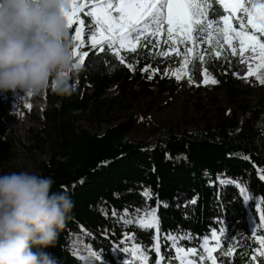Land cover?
<instances>
[{
	"label": "trees",
	"instance_id": "1",
	"mask_svg": "<svg viewBox=\"0 0 264 264\" xmlns=\"http://www.w3.org/2000/svg\"><path fill=\"white\" fill-rule=\"evenodd\" d=\"M80 18L85 20L86 41L81 51L89 55L79 71L69 72L67 81L72 89L69 94L53 91L52 80L56 74L50 78L43 119H36L41 125L37 136L45 156L27 148L36 174L52 177V190L66 192L74 202L54 245L45 251L56 258L57 264H84L71 250V234L78 233L87 249L96 251L101 264H130L121 250L125 234L150 250L155 231L125 227L111 213L150 206L157 209L160 220L165 264L175 255L170 242L163 239L166 234L191 236L193 239L184 240L183 246L199 248L197 241L224 226L225 236L231 235V242L240 245L236 249L235 264H246L253 249L258 247L250 233L253 225L248 211L257 224L260 212L254 203L245 202L235 182H242L257 200L264 199V180L258 171L264 169V106L252 107L242 102L245 93L236 87L239 80L235 56L229 50L219 59L206 56L201 62V67L224 88L225 106L218 107L212 118L205 119L193 131H177L144 110L125 118H105L102 111L108 112L115 102L126 101L136 106L141 97L152 95V85L158 93L167 89L176 92L180 86L190 89L191 85L187 77L176 84L163 76L164 70L175 64L173 54L158 62L157 57H148L145 48L138 49L137 53L127 52L124 60L133 65L130 69L109 51L99 53L98 49H91L87 45L91 19L83 12ZM76 26L70 30L72 34ZM199 64L188 67L191 79L200 69ZM153 65L158 66L161 75L155 80L149 79L148 71H142ZM247 80L249 87L256 85L252 77ZM110 87L115 94L107 96ZM255 88L261 90L259 94L264 99V85ZM4 117L10 119L0 95V136L15 138ZM84 118L99 126L103 122L109 126L100 134L91 132L79 124ZM176 157L180 158L179 162L173 161ZM5 158L0 150L3 169H7ZM145 189L151 191V200L143 197ZM259 234L264 235V229ZM146 252L149 264H154L155 253ZM242 253L248 255L242 257Z\"/></svg>",
	"mask_w": 264,
	"mask_h": 264
},
{
	"label": "snow or ice",
	"instance_id": "2",
	"mask_svg": "<svg viewBox=\"0 0 264 264\" xmlns=\"http://www.w3.org/2000/svg\"><path fill=\"white\" fill-rule=\"evenodd\" d=\"M67 5L63 15L69 33V57L72 68L79 71L89 55L81 51L86 46L84 38L85 20L80 13L91 19L90 36L87 45L99 53L106 50L114 55L121 65L125 64L121 51L137 53L145 48L154 57L168 58L169 54L182 57L181 67H168L163 76L175 74L177 81L187 77L192 82L189 66L204 62L206 56L219 59L230 50L232 56L240 55L242 63L249 60L258 61L253 66L249 63L248 72L243 79L255 77L264 85V0H65ZM75 27L74 34L70 30ZM204 45H207L205 48ZM167 49V50H165ZM159 50V51H157ZM246 52L251 57H245ZM130 69L132 64H127ZM149 68L142 71L147 72ZM183 70V76L180 72ZM158 71L154 70L153 74ZM68 72L58 74L60 79L67 80ZM204 83L215 84L218 81L206 70ZM152 77L149 76V79ZM55 81L52 88H55ZM29 96H31L29 94ZM248 159V157H245ZM260 179L264 180V169H258ZM225 183H232L224 180ZM240 194L246 202H252L256 211L260 212L259 224L250 229L254 242L258 245L246 264H261L264 260V235L259 234L264 229V199L257 200L240 181L235 182ZM146 200L152 199L150 190L142 192ZM195 203V201H192ZM125 225L135 226L145 230H154V243L150 250H144L139 245L125 248L130 251L134 261L149 264L146 251L155 253L154 264H165V255L161 251V227L157 209L148 206L145 209L125 208L123 212L111 213ZM131 236L125 235L121 244H127ZM175 255L167 259L166 264H235L236 249L239 244H233L232 236H225L224 230H212L210 236H204L197 241L199 248L183 246L184 240H192L191 236L168 233L163 237ZM88 255L96 259V251L89 249ZM242 253L241 256H247ZM85 259V257H81ZM130 262V264H134Z\"/></svg>",
	"mask_w": 264,
	"mask_h": 264
},
{
	"label": "clouds",
	"instance_id": "3",
	"mask_svg": "<svg viewBox=\"0 0 264 264\" xmlns=\"http://www.w3.org/2000/svg\"><path fill=\"white\" fill-rule=\"evenodd\" d=\"M65 0H0V93L35 96L56 74L55 91L72 89L61 72L74 71ZM52 177L29 171L0 174V264H57L52 247L74 207Z\"/></svg>",
	"mask_w": 264,
	"mask_h": 264
},
{
	"label": "rangeland",
	"instance_id": "4",
	"mask_svg": "<svg viewBox=\"0 0 264 264\" xmlns=\"http://www.w3.org/2000/svg\"><path fill=\"white\" fill-rule=\"evenodd\" d=\"M147 53L148 57L153 56L148 50ZM126 55L127 51L122 50L121 56L125 58ZM170 55L171 53L169 54V56ZM251 55L252 54L249 52H246L244 54L245 57H251ZM168 58L159 57L157 58V60L158 62H162ZM235 58L237 61L236 78L239 80L236 83V87L240 91H244L245 93L243 95L244 98L242 102L252 107L264 106V99H262L259 94L261 90L255 88L256 86L261 84H259L253 76L252 78L254 79V81H256V85L254 87H249L248 80L246 81L245 79H243V77L246 76V74L243 73V70L245 69L247 63L241 62L240 55H236ZM181 60V57H176L175 64L172 67L173 73H175L176 69L181 67ZM199 65L200 69L193 75L192 82L190 83V89L181 88L180 86L178 87V91L176 92L167 89L162 93H158L156 87L152 85L151 89L153 90V94L146 97H141L139 101H137L136 106H132L126 101L115 102L113 106H110L108 108V112H106L105 110L102 111V117H112L115 119H119L125 118L129 115H134L136 114L137 110H144L145 113L151 115L153 119H157L177 131L195 130L198 126L203 125V121L205 119L212 118L215 115V111L218 109V107L225 106L224 88L220 86L218 82L215 84H205L204 82H201L202 79H205V76L203 74L205 69L201 67V62ZM157 69L158 66L153 65L148 70V76H151L152 80H155L156 77H161L159 71H156L155 74H153V71ZM262 72H264V70H262ZM209 74L214 77L211 73ZM181 75L183 76V70L181 71ZM169 78L174 80L176 84H179L182 80L181 79L180 81H177L175 78V74L170 75ZM50 83L51 82H49V84ZM213 86H217V88H214ZM47 87L42 91L41 94L35 96H29L20 91H17L15 93H0L3 106L7 110L8 115L11 119L10 120L8 117H4V123L5 125L12 127L15 135V138L0 136V150L2 152V155L10 159L6 160L5 158L7 165L5 167L7 169H3L4 166L0 165V174H2L3 171H7L8 173L13 171H29L37 173V170L33 166L31 159L29 158L27 148L33 149V152L41 157L45 156L42 152L41 140L37 136L40 135L39 130L41 125L36 121V119L37 117H39L41 120L43 119L42 113L47 105L45 98ZM114 94V88L110 87L107 96H111ZM239 101L240 99L238 100V102ZM233 106L236 107V104H233ZM79 124L89 129L91 132H96L98 134L102 133L109 126V124L106 122H103L100 126L96 123L88 122V118L81 119L79 121ZM173 161L179 162L180 158L176 157L173 159ZM220 180L224 181L225 179L220 178ZM248 214L251 216V224L253 226L258 225L250 210L248 211ZM75 235L80 234L72 233L70 239L71 250L76 255ZM125 235L131 236L130 234ZM124 237L122 238V240L124 239ZM134 244L141 246L133 239L129 240L127 244H123L124 246L121 250L127 256V261L133 262L134 258L131 255L130 251L126 252L124 249H130ZM84 247L85 253L87 254L89 252V249H87L86 245ZM141 248L144 249L142 246ZM115 250H118L117 246H115ZM134 264H141V262L136 260L134 261Z\"/></svg>",
	"mask_w": 264,
	"mask_h": 264
},
{
	"label": "bare ground",
	"instance_id": "5",
	"mask_svg": "<svg viewBox=\"0 0 264 264\" xmlns=\"http://www.w3.org/2000/svg\"><path fill=\"white\" fill-rule=\"evenodd\" d=\"M249 63H251L253 66H255L256 63H258V61H254V60H250ZM249 63L246 64L245 66V69L243 70V73L244 74H247L248 72V67H249ZM262 72V70H261ZM180 75H181V72H180ZM204 79H202L201 82H203ZM22 117V116H21ZM84 240H82L81 236L80 235H75V242H76V256L78 257H85V259H82L84 264H101V262L99 263V259H96L94 257H90L88 255V253L86 254L85 253V245H84ZM99 260V261H98Z\"/></svg>",
	"mask_w": 264,
	"mask_h": 264
},
{
	"label": "built area",
	"instance_id": "6",
	"mask_svg": "<svg viewBox=\"0 0 264 264\" xmlns=\"http://www.w3.org/2000/svg\"><path fill=\"white\" fill-rule=\"evenodd\" d=\"M221 230H224V232H226V227L224 226V227H222V229Z\"/></svg>",
	"mask_w": 264,
	"mask_h": 264
},
{
	"label": "water",
	"instance_id": "7",
	"mask_svg": "<svg viewBox=\"0 0 264 264\" xmlns=\"http://www.w3.org/2000/svg\"><path fill=\"white\" fill-rule=\"evenodd\" d=\"M125 63L128 64L126 61H125ZM238 189H239V188H238ZM245 202H246V201H245ZM79 258H80V257H79ZM80 259H81V258H80ZM99 260H100V259H99ZM100 262H101V260H100Z\"/></svg>",
	"mask_w": 264,
	"mask_h": 264
}]
</instances>
